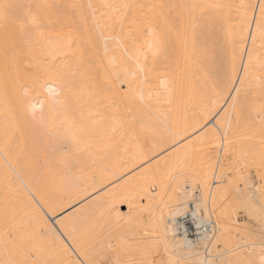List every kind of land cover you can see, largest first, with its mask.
Returning <instances> with one entry per match:
<instances>
[{
  "label": "bare ground",
  "instance_id": "6f19581e",
  "mask_svg": "<svg viewBox=\"0 0 264 264\" xmlns=\"http://www.w3.org/2000/svg\"><path fill=\"white\" fill-rule=\"evenodd\" d=\"M0 3V264H98L122 214L142 230L129 248L148 260L161 251L156 264H262L264 242L235 216L264 221V0ZM43 81L62 94L33 116ZM214 147L260 170L259 185L247 181L262 193L233 198ZM179 174L219 208L217 219L204 209L193 248L168 231L171 211L161 221ZM193 184L178 183L181 199Z\"/></svg>",
  "mask_w": 264,
  "mask_h": 264
},
{
  "label": "rangeland",
  "instance_id": "374dc122",
  "mask_svg": "<svg viewBox=\"0 0 264 264\" xmlns=\"http://www.w3.org/2000/svg\"><path fill=\"white\" fill-rule=\"evenodd\" d=\"M252 98H254L255 96H251ZM251 98V99H252ZM251 104H253L252 102H251ZM250 105H248L247 107H248V112H249V107ZM246 112H247V110L244 112H242V114L244 113V116L246 115ZM249 113H252V114H254L253 112H252V110L250 109V112ZM248 113V114H249ZM250 115V114H249ZM249 115H247V116H249ZM248 132V131H247ZM243 133H245V132H243ZM243 133H242V137H244V138H246L247 140H245L244 141V143H246L247 144V141L248 140H250V142L252 141V139H254V137L250 134L249 136H246V135H243ZM249 133V132H248ZM241 142V141H240ZM239 142V143H240ZM239 143H237L238 145H239ZM242 144H243V141H242ZM241 144V146H244V145H246V144H244V145H242ZM240 146V147H241ZM219 149L220 148H211V149H209L208 150V152H207V155H212V156H209L210 158H214L213 160H216V165H215V171H216V169L217 170H219L220 168H221V171H222V169H223V171L222 172H224L222 175H221V178L224 176V177H226V178H228V180L226 179V178H224L223 177V179H222V181L225 179V181H230V182H228L227 184H225L226 182L225 181H223V182H225L223 185L224 186H228V184H229V189L231 190V193H232V197L233 198H236L237 196L239 197V195H241L242 194V197L246 194V196H248L247 194H249V192L250 193H254L255 195H258V194H260V193H262L261 191H262V189L264 188L261 184V186H262V189L259 187V189H261V191L260 190H258V192L260 191V193H258V194H256L257 193V191L256 190H254L253 189V185L255 184H257L258 182H259V179L260 180H262L261 178V175H260V173H259V176L260 177H258V172H261L260 170H258L257 168L256 169H254L255 167H253L252 165L250 166H245V168L247 169H245V168H243L242 166H239V165H234V166H232V165H230V163H232L231 161H232V156L233 155H231V154H227V152H225V151H223V153H221L220 154V151H219ZM213 150V151H212ZM227 154V155H226ZM228 156V157H227ZM229 156H230V158H229ZM227 158H229L228 159V161H230V163L228 162V164H227ZM251 160V159H250ZM249 160V163L252 161H250ZM252 163H253V161H252ZM251 163V164H252ZM226 164V165H225ZM248 164V163H247ZM225 166H227L226 168L227 169H229V166H230V171L231 172H229L226 168H225ZM225 169H224V168ZM233 167V168H232ZM239 167H242V168H239ZM237 169V168H239V170L237 171V173H235L236 172V170H235V172L233 171V169ZM251 168H253V169H251ZM227 170V171H226ZM241 170V171H240ZM243 170V171H242ZM244 170H245V172H244ZM258 170V172L256 173L255 171H257ZM220 171V170H219ZM226 171V172H225ZM229 172V173H228ZM233 172V173H232ZM255 172V173H254ZM221 173V172H220ZM226 175V176H225ZM186 179H191V180H193V185L195 186V189H194V195L195 196H197V194H200L199 196L201 197L200 199V201L199 200H197L198 199V197H195V196H191L193 199L192 200H189L188 201V203H192V204H195L196 202H200V204H201V206H200V211H201V214H202V216L204 215V209L206 208H208V206L210 207V205L212 206V214L215 216V218L217 219L218 218V211H219V208L218 207H214V205H213V203H212V201H210L211 203L209 204V203H207L206 202V196H205V194L203 193L204 191L201 189V187H200V184H199V181L196 179V178H194V177H192V176H190V175H188V174H179L174 180H173V182H172V185H171V188H170V190L168 191V193L169 194H167V196L165 197V199H164V202H163V204L161 205V207H160V214H161V221L163 222L164 221V216H165V213L169 210V212L171 211H173L174 209H175V207L178 205V203L180 202V201H182L183 199H181V197H182V193L179 191V190H177V187H178V183L180 182V181H182V180H186ZM213 179H211V181H212ZM247 180H251L250 182H252V184H249L250 182H248ZM258 181V182H257ZM235 182H236V184H237V186H238V191L234 188V184H235ZM244 183V184H243ZM246 183H248V184H246ZM245 185V186H244ZM251 186V187H249V186ZM258 185H259V183H258ZM248 186V187H247ZM197 187V188H196ZM199 187V188H198ZM247 188V189H246ZM210 189V185H208V189H206V194H207V191ZM246 189V190H245ZM241 190H243V191H241ZM198 191V192H197ZM240 191V192H239ZM184 193H186L185 191H183ZM248 192V193H247ZM256 192V193H255ZM186 195H188L187 193H186ZM245 197V196H244ZM201 201H202V203H201ZM208 205V206H207ZM211 208V207H210ZM216 209V210H215ZM125 211V208H118L117 210H116V212L119 214V213H121L122 214V212L121 211ZM120 211V212H119ZM239 211V212H238ZM238 212V213H237ZM237 215L235 216V218H236V221H237V223L238 222H240V224H242V222L245 224H247V226H249L250 228V230L253 232V233H255L256 232V234L255 235H258V238L257 237H254L255 239H258V241L256 240L255 242H264V241H262V240H264V221L262 222L261 220H260V218L259 219H256V218H252V216L250 217L248 214V216L246 215V213L244 212V211H242L241 209H238L237 210ZM243 212V213H242ZM121 214H119V215H121ZM103 216V215H102ZM124 215L122 214V216L121 217H118L117 219H119V221L121 222L120 224H118L117 223V220H116V224H117V227H113L111 230H115V232H114V230H113V237H111V239H110V241H111V249L110 250H112L111 251V254H109L107 257H101V260L99 259H97V261H98V264H115L116 263V261L114 260H112V257L114 258V256H110V255H114V253H115V251H117V252H121V254H122V256H121V259H120V261L122 262V264H141V262H144V261H148V256H146L145 258H143L144 256H142V254L140 253V250H139V248H136V250L135 251H132L129 247L133 244V243H135L136 242V239H139V238H136V237H140V236H143L142 235V230L139 228V227H135L134 226V229H132V230H129V229H126V227L123 225V223H122V221H121V219H123L124 217H123ZM248 217H250V219L248 218ZM95 218V219H94ZM93 219H94V221L95 220H98V222L96 221V223L99 225V223H100V225L101 224H103V223H101V221H103V218L102 219H100V217L98 218V215L97 216H95ZM98 218V219H97ZM261 221V222H260ZM104 222H105V217H104ZM124 222V221H123ZM236 223V226L237 225H239V224H237ZM97 224H96V227H97ZM244 224H242V225H244ZM246 224H245V226H246ZM121 225V226H120ZM99 228L101 227V226H98ZM239 227V226H238ZM241 227V226H240ZM242 227H244V226H242ZM251 227H252V229H251ZM99 228H97V229H99ZM248 228V227H247ZM120 231V232H119ZM123 233H125V235L123 234ZM238 233V234H237ZM260 235H263V236H261V238H260V240H259V236ZM234 236H235V238H234ZM232 237H233V239L235 240V242H236V239H238V237H240V235H239V231L237 230L236 232H235V235H234V233H232ZM123 239V242L126 244V246H124L125 244H123L122 243V245H121V240ZM254 239V240H255ZM232 244H234V243H232ZM215 245H218V242L216 243L215 242ZM124 246V247H123ZM230 244L229 245H227V248L226 249H223L222 248V251L223 252H228L229 250H231V249H229L230 247ZM220 247L221 246H217V252L220 254ZM226 247V246H225ZM233 247V246H232ZM246 248H248V249H250L248 246H246V247H244V249L245 250H247ZM112 252H113V254H112ZM154 252V253H153ZM218 253H216V252H212V254L213 255H217ZM153 254V255H152ZM152 254L150 253L149 254V260H154L155 259V261H156V259L157 258H159L160 257V255L162 254V252L161 251H156V253H155V251H152ZM231 255H233V254H231V253H228V254H226V256H231ZM150 256H151V258H152V256H153V258L151 259L150 258ZM146 259V260H145ZM222 259V258H221ZM100 261V262H99ZM226 262V261H225ZM164 263V261H162V264Z\"/></svg>",
  "mask_w": 264,
  "mask_h": 264
},
{
  "label": "snow or ice",
  "instance_id": "6c2138e0",
  "mask_svg": "<svg viewBox=\"0 0 264 264\" xmlns=\"http://www.w3.org/2000/svg\"><path fill=\"white\" fill-rule=\"evenodd\" d=\"M8 7L9 6L7 4L0 3V12L6 13ZM261 31L264 32V27L261 28ZM141 70L143 71V69ZM120 83L121 86H123L124 81H121ZM34 89L35 97L28 101L33 116L38 113L43 114L47 104L54 106L62 94V88L56 81L40 82L34 86ZM239 91L240 90L237 89V96L233 98L234 101L238 99ZM192 199L193 198L190 195H187L184 200L180 201L175 210L171 212V218L168 221V231H170L173 236L184 237L183 243L188 248L195 247L194 242L186 238L189 228L198 232L203 222V216L200 211L199 203L195 204V208L192 207L191 203H188V201ZM78 264H84V262L79 261ZM141 264H156V262L148 260L141 262ZM168 264H175V262L170 260ZM200 264H211V261H201ZM262 264H264V260H262Z\"/></svg>",
  "mask_w": 264,
  "mask_h": 264
},
{
  "label": "built area",
  "instance_id": "2783aa9c",
  "mask_svg": "<svg viewBox=\"0 0 264 264\" xmlns=\"http://www.w3.org/2000/svg\"><path fill=\"white\" fill-rule=\"evenodd\" d=\"M206 227H201L198 232L194 231L193 229L189 228L187 237L188 239L195 240L201 236V234L206 230ZM209 230V229H208Z\"/></svg>",
  "mask_w": 264,
  "mask_h": 264
}]
</instances>
